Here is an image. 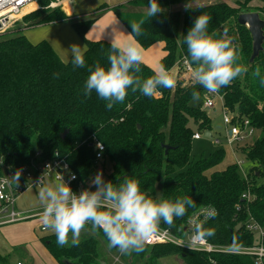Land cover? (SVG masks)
Masks as SVG:
<instances>
[{
    "label": "trees",
    "instance_id": "1",
    "mask_svg": "<svg viewBox=\"0 0 264 264\" xmlns=\"http://www.w3.org/2000/svg\"><path fill=\"white\" fill-rule=\"evenodd\" d=\"M39 1L45 6L61 0ZM200 1L158 0L164 12L151 19L146 17L148 0H127L113 6L102 4L92 15L77 18L67 16L57 5L43 15L38 11L26 16L25 20L34 19L25 29L71 21L86 45V63L91 65L100 60L107 66L106 54L111 42L86 37L95 20L110 10L131 33L129 21L146 19L142 25L145 34L136 39L142 48L161 44L160 65L171 74L180 58L190 60L183 39L194 18L200 13L207 14L209 33L215 32L216 38H221L227 29V37L223 38L232 40L239 57L237 63L248 69L229 86L221 88L225 107L249 119L260 132L251 143L234 146L235 154L251 163L245 178L235 163L206 173L223 161V148H217L208 157L191 159L192 135L195 132L202 135L212 125L208 109L201 102L191 103L193 89L201 95L203 92L193 79L186 80L175 70L174 87L160 88L154 97L129 89L125 100L109 110L107 102L95 91L90 97L84 96L86 68L74 70L70 57L63 60L45 40L31 42L25 29L0 33V155L4 163L15 168L36 159L37 152L41 160L51 159L57 152L87 187L90 177L102 171L105 181L114 184L126 177L137 179L141 191L153 198L157 194L173 200L190 196L197 203L196 212L208 205L218 211L205 224V228L215 230L214 236L206 237L209 242L251 244L252 235L246 232L245 221L251 216L264 225V85L253 75L259 67L264 76V40L258 55L250 62L252 37L248 28L238 22V15L257 12L264 19V5L245 10L249 0L237 1L236 5L224 0ZM187 3L189 10L185 9ZM141 70V75L147 78L155 69L142 61ZM54 73H60L58 79L53 77ZM96 142L104 145L100 158H96ZM245 191L251 194L248 200L241 198ZM193 214L194 210L189 209L170 230L175 234L182 232L186 219ZM240 223L242 227L235 230ZM161 227L167 225L161 223ZM40 239L59 264L65 261L92 264L98 256L97 242L91 237L81 240L78 246L64 247L57 246L53 232ZM137 255L151 258L178 255L183 264H254L247 255H209L170 243L146 245Z\"/></svg>",
    "mask_w": 264,
    "mask_h": 264
},
{
    "label": "clouds",
    "instance_id": "2",
    "mask_svg": "<svg viewBox=\"0 0 264 264\" xmlns=\"http://www.w3.org/2000/svg\"><path fill=\"white\" fill-rule=\"evenodd\" d=\"M185 9L189 10L188 3ZM163 12L158 0H148V19ZM209 20L205 13L196 16L184 35L183 44L190 57L194 84L204 89L205 94H215L248 69L237 63L239 57L232 40L223 38L227 37V29L221 38H216L215 32L208 31ZM145 22L146 19L129 21L131 33L127 35L130 39L124 45L111 41L106 54L107 66L100 60L88 65L85 60L86 45H70L67 52L70 53L73 69L86 68L88 72L83 86L85 97H90L95 91L101 100L107 102L106 107L110 110L115 103L125 100L129 89L139 91L146 97H154L160 88L175 86V79L163 64L154 70L152 76L144 78L141 75L143 48L136 37L145 34L142 29ZM253 75L259 77L260 84L264 85V76L259 67ZM59 76L60 73L53 74L55 79ZM200 100L201 92L193 89L191 102L195 104ZM20 176L21 170H17L12 177L19 183ZM71 179H76L75 174L71 175ZM37 185L39 200L43 205L40 219L44 228L55 234L58 247L69 245L70 233L71 246H78L81 232L86 225H91L92 231H103L110 248H118L124 255L138 254L159 233L161 223L170 230L176 226L177 219L188 214L189 209L194 210L190 218L192 241L195 243L215 235L214 229L205 228V224L218 215L214 206L208 205L196 212L197 203L190 196L174 200L159 194L155 198L150 197L141 191L135 178L126 177L114 184L113 181H105L103 172L98 171L90 177L88 187L79 192L73 191L63 177L55 184L44 183L40 177Z\"/></svg>",
    "mask_w": 264,
    "mask_h": 264
},
{
    "label": "built area",
    "instance_id": "3",
    "mask_svg": "<svg viewBox=\"0 0 264 264\" xmlns=\"http://www.w3.org/2000/svg\"><path fill=\"white\" fill-rule=\"evenodd\" d=\"M36 1L0 0V30L5 27L12 17L29 8ZM191 69L192 66L186 57L180 58L172 67V70L181 73V76L186 80L192 79ZM201 100L203 108L212 109L216 106L220 108L222 120L226 127L225 145L231 147L233 152L234 146L247 145L255 139L256 128L251 125L249 119L240 117L236 112H230L225 107L221 90L215 94H205L203 89ZM200 138L201 134L198 132L192 135V140H198ZM214 142L218 144L220 141L214 140ZM98 144L101 147H97ZM95 149L97 151L96 158H100L104 150V145L101 142H96ZM242 163L243 161L239 160L235 162L240 171L242 169ZM17 170H21L19 183L12 177ZM241 173L242 177L245 178L246 171L242 170ZM72 174L75 173L71 170L69 163L57 152L54 153L51 159L47 160H41L39 158V152H37L36 159H33L29 164L15 168L7 166L0 155V226L25 221L41 215L43 207L32 210H23L18 207V199L26 190H38L37 182L40 177L44 183H58L60 178L63 177L66 182L70 183L71 188H73V185L75 186V190H72L76 192L87 187L82 181L77 179L76 174V179L72 180ZM250 196V192L245 191L241 195V198L248 200ZM191 217L192 215L186 219L182 232L179 229L177 230L178 233L180 232L179 234H175L171 230L160 226L159 233L147 245L170 243L183 249L199 251L209 255L214 253L247 255L253 259L254 264H264V225L256 221L253 217L250 216L244 223L246 232L252 235V243L242 245L213 244L206 238L194 243L192 241L193 226L190 222ZM241 227L242 224L240 223ZM41 231L49 232L51 230L45 229L41 225ZM115 260L118 259L116 258ZM16 264H22V262H17Z\"/></svg>",
    "mask_w": 264,
    "mask_h": 264
},
{
    "label": "rangeland",
    "instance_id": "4",
    "mask_svg": "<svg viewBox=\"0 0 264 264\" xmlns=\"http://www.w3.org/2000/svg\"><path fill=\"white\" fill-rule=\"evenodd\" d=\"M110 0H75V3L79 10H85L88 12L86 14L87 16L92 15L95 10L100 7V5L104 4V2H109ZM215 0H202L200 3H206V2H214ZM225 1V0H224ZM243 1V0H239ZM264 2V0H261ZM61 1H53L49 4L42 6L40 4V1L37 0L33 5H31L29 8L21 11L14 17H12L4 28L0 30V33L12 31L13 29H23L28 23L32 22V19L29 18L28 20H25L24 18L26 16H32L35 12L42 11L40 15H43L47 10L50 8H54L57 5L60 6V9H65L69 7L67 3L64 4V6L61 4ZM226 2V1H225ZM235 2V3H234ZM234 5H236V1H233ZM264 5V4H263ZM255 7H245V10H255ZM91 12V13H89ZM107 12H112L110 10L104 11L101 16H105ZM65 13V12H64ZM66 14V13H65ZM67 15V14H66ZM68 16V15H67ZM100 16V17H101ZM70 17V16H69ZM29 31L32 33H27L26 36L29 38V40L33 43L39 42L40 40H45L51 44V46L54 47V49L57 51L59 56L67 61L70 57V53L68 54L67 49L70 47L72 43L79 44L80 46H84V41L74 32V30L71 27V21H63L60 24H54V25H48L45 24L44 26H36L31 28ZM156 51V52H155ZM152 55L157 58L158 48H156ZM147 54V51L143 49V58L144 55ZM146 58V57H145ZM173 78H174V72ZM171 73V74H172ZM202 100H200L201 102ZM192 103V102H191ZM193 105H196L198 103H192ZM210 117L212 119V125L211 129L205 131L202 133L201 139L199 140H192L191 144V159H197L200 156L208 157L210 154L214 152L217 148H222L225 145V135H226V127L222 120V112L218 106L208 109ZM260 135V132H256L255 138ZM215 138H219L220 142L217 144L214 142ZM237 160L243 161L242 163V170L248 171L249 166L251 163L242 155H235ZM230 156L226 155V157L223 159L222 164H220L222 167L230 162ZM220 165L217 166V169H220ZM213 170H209L206 173L209 174ZM240 171V173H241ZM242 174V173H241ZM52 184H55L54 182ZM33 202V206H42L41 201L38 199V202ZM32 204V202H30ZM35 204V205H34ZM42 208V207H41ZM40 208V209H41ZM42 224V221L40 219V216L34 217L25 221H20L17 223H14L12 227H10V231L7 235V241L12 242H18L16 245L17 247L26 248L25 250L27 252H30V249L32 250L31 256L26 257H18L16 254H11L8 258V262L11 264H14L15 261L18 258H21L24 264H59L57 260H55L48 252H46V256H39V248H37L38 245L41 246V244H37L38 241L36 240L35 235L41 234L40 232V225ZM94 238L97 242V259L92 264H183L182 260L178 255L173 256H165L162 258H151L148 256H142L137 255L135 253H132L131 255H124L122 254L118 248L112 247L110 248L108 246V240L104 233L101 230L92 231L90 225H86L85 229L81 232L79 241L84 240L86 238ZM36 241V242H35ZM71 233L69 234V245H71ZM18 244H24V245H18ZM26 245V246H25ZM18 249V248H17ZM20 250V249H18ZM30 255V254H29ZM118 260H115V259Z\"/></svg>",
    "mask_w": 264,
    "mask_h": 264
},
{
    "label": "crops",
    "instance_id": "5",
    "mask_svg": "<svg viewBox=\"0 0 264 264\" xmlns=\"http://www.w3.org/2000/svg\"><path fill=\"white\" fill-rule=\"evenodd\" d=\"M125 1H127V0H110L108 3L104 2V4L109 5V6H113V5H116L118 3H123ZM225 1L229 5H234L235 2L233 3V1L237 2L239 0H225ZM65 3H67L69 5L68 8H66V6H64ZM61 4L65 8V9H63V11L70 17L77 18V17L87 16L86 14H88V12H86L85 10H79V8L77 7V5L75 3V0H62ZM248 4H249V6H252V7L253 6H262L264 4V2L261 0H249ZM89 13H91V12H89ZM64 21L68 22V20H64ZM61 22H63V21L51 22V23H48V25L60 24ZM44 25L45 24H39L36 26L38 27V26H44ZM36 26H34V27H36ZM31 28H33V27H31ZM31 28H26V29L23 28V29H25V31H24L25 35H26V31H27V33H32L31 31H29ZM74 32H75V30H74ZM129 33L130 32L127 30V28L114 15L113 12H107V14L105 16H101L97 20H95V22L92 24V26L88 29V31L86 33V37L89 39H104V40H107L110 42L114 41L120 45H124L130 39V37L127 35ZM156 48H158V50H159L157 53V55H158L157 58H156V54H155V56L152 55V53L156 50ZM143 49L147 51V54L144 55L146 58L144 57L143 61L146 62L149 66H151L155 70L158 69L160 66V59L163 56L161 44L157 43V44L152 45L149 48H143ZM58 55H60V54H58ZM214 140L220 141L219 138H215ZM222 148L224 149V152H225L224 158L226 157V155H229L230 156V159H229L230 162L226 163L220 169H217L218 165L215 166L214 168L211 169L213 171L223 170L228 165L234 164L237 160V158L235 156L236 154L232 151L231 147H229L228 145H224ZM220 164H222V162ZM51 183H53V182H51ZM38 199H39L38 190L28 189L19 197L18 207L20 209H23V210H30V209L32 210V209H37V208L43 207V205L42 206H33V202L37 203ZM30 202H32V204H30ZM13 224L14 223L0 226V264H11L10 262H8V258L11 254H16V255H18V257L20 256L23 258L26 256L30 257L32 254V250L29 246H28V248L30 249L31 253L27 252L25 250L26 248L23 249L21 247H17L18 249H20V250H18L16 248V245H15L18 242L7 241V235L11 229L10 227H12ZM41 225H43V224H41ZM41 225H40L41 234H36L35 237H36V240L38 241L37 244H41V246L40 245L37 246V248H39V254H40L39 256H41V255L46 256V252H48V250L46 249L44 243L41 241L40 238L45 236L46 234L51 233L52 231H49V232L41 231ZM18 245H21V244H18ZM22 245H24V244H22ZM17 262H22V264H24L21 258H18L14 264H16Z\"/></svg>",
    "mask_w": 264,
    "mask_h": 264
},
{
    "label": "water",
    "instance_id": "6",
    "mask_svg": "<svg viewBox=\"0 0 264 264\" xmlns=\"http://www.w3.org/2000/svg\"><path fill=\"white\" fill-rule=\"evenodd\" d=\"M238 22L241 25H245L252 37V55L250 57V62L258 55L262 48V43L264 40V19H262L257 12H247L238 15ZM66 130L61 133V138L66 134ZM240 229V224H237L235 230ZM65 264H77L70 261H65Z\"/></svg>",
    "mask_w": 264,
    "mask_h": 264
},
{
    "label": "bare ground",
    "instance_id": "7",
    "mask_svg": "<svg viewBox=\"0 0 264 264\" xmlns=\"http://www.w3.org/2000/svg\"><path fill=\"white\" fill-rule=\"evenodd\" d=\"M247 173V172H246Z\"/></svg>",
    "mask_w": 264,
    "mask_h": 264
}]
</instances>
